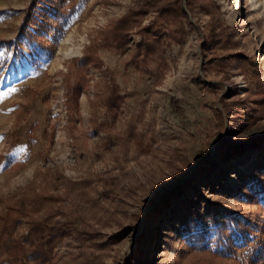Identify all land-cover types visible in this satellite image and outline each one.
I'll list each match as a JSON object with an SVG mask.
<instances>
[{"label":"rangeland","instance_id":"1","mask_svg":"<svg viewBox=\"0 0 264 264\" xmlns=\"http://www.w3.org/2000/svg\"><path fill=\"white\" fill-rule=\"evenodd\" d=\"M141 7L124 48L100 49L91 77L107 71L71 113V61ZM145 27L162 39L146 56ZM114 81L125 100L116 116L98 104L107 124L96 128L93 101ZM61 88L78 178L48 118ZM85 123L106 134L90 139ZM159 123L172 131L160 134ZM34 192L53 196L34 217L57 208L54 219L76 225L48 264L247 261L264 226L236 247L232 217L264 220V0H0V213ZM28 223L22 216L15 233L27 236Z\"/></svg>","mask_w":264,"mask_h":264},{"label":"trees","instance_id":"2","mask_svg":"<svg viewBox=\"0 0 264 264\" xmlns=\"http://www.w3.org/2000/svg\"><path fill=\"white\" fill-rule=\"evenodd\" d=\"M177 2V1H175ZM148 9L141 7L140 10L131 11L124 17L109 24L105 29L98 32L91 44L87 46L81 57L74 58L71 61L68 76L66 78L69 89V103L72 110L78 105L79 96L86 89L88 83V74L91 66H99L104 63L100 49L108 48L121 51L128 42L129 31L135 24L140 22V16L145 14ZM165 11V10H163ZM171 12H175L171 9ZM164 13V12H163ZM57 14H63V10L57 11ZM178 15V11L176 10ZM62 16V15H61ZM59 18V16H57ZM154 28V26H151ZM151 27L140 29L144 37L140 47L145 49L144 56L154 52L157 44L162 42L159 36L149 32ZM184 32V31H182ZM78 65L77 80L71 82L72 67ZM125 100V96L121 94L118 84L114 81L107 88L106 95L99 97L93 101L94 113L92 117L93 124L96 128L103 129L106 122H97L95 107L103 104L107 112L117 115L118 109ZM75 127L74 118L71 119ZM71 125V124H70ZM72 134V130L70 131ZM29 197V198H28ZM29 199L26 201V199ZM47 198H53L52 195H43L39 192L27 195L26 198L8 203L3 212L0 213V264H48L52 260V250L54 246L60 242L66 235L75 231L76 225L69 218L66 221L54 219L58 213V209H54L45 217H34L33 213L40 209ZM28 202V204H26ZM29 216V234L21 236L15 233L16 225L21 221L22 216ZM236 222V228L233 234L236 237V247L244 245L251 240L250 232L255 229L260 231L264 226V220L261 216L253 214H245L244 216L235 215L232 217ZM260 243V241H259ZM264 258V238L261 243L254 248L247 261L238 264H258Z\"/></svg>","mask_w":264,"mask_h":264},{"label":"built area","instance_id":"3","mask_svg":"<svg viewBox=\"0 0 264 264\" xmlns=\"http://www.w3.org/2000/svg\"><path fill=\"white\" fill-rule=\"evenodd\" d=\"M101 70H99L98 68L93 69L92 77H91V70H90V79H89L90 89H88V92L83 91L81 93L82 96H88V95L91 96V93L92 92L94 93V90H93L94 87L93 86L91 87V83H94L96 80H98V78L103 75V72L107 71V67H103ZM107 79L110 81V77H107ZM91 88H92V91H91ZM152 104L154 105L155 102H152ZM48 118H49V123L54 126L53 140L59 146H63L62 155L60 156V158L70 160L69 163L71 165V168H70V172L68 173H71L74 176V178L80 177L82 174L85 173V171L82 169L79 172H77L75 168L73 167L74 165H77L80 162L79 159L83 160V157L79 158V155L77 153L75 143H74L75 139L68 130V127L70 124V112H69V107H68L67 91L64 88L60 89V92L58 93L53 103L51 104ZM82 122L83 121H80L79 125H81ZM87 124L85 123L84 126L88 130L90 139L92 136L95 140H97L106 134L102 130H94V129L91 130L90 125L89 124L87 125ZM157 128H158L159 133L163 135L169 134L172 131V129L165 123H159L157 125ZM57 158L58 156H55V157L53 156L52 158L50 157L48 159V163L58 162Z\"/></svg>","mask_w":264,"mask_h":264},{"label":"snow or ice","instance_id":"4","mask_svg":"<svg viewBox=\"0 0 264 264\" xmlns=\"http://www.w3.org/2000/svg\"><path fill=\"white\" fill-rule=\"evenodd\" d=\"M11 91H15V89H12Z\"/></svg>","mask_w":264,"mask_h":264}]
</instances>
